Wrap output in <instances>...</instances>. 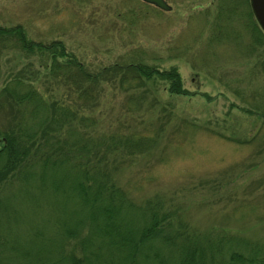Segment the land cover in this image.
<instances>
[{"label":"rangeland","instance_id":"374dc122","mask_svg":"<svg viewBox=\"0 0 264 264\" xmlns=\"http://www.w3.org/2000/svg\"><path fill=\"white\" fill-rule=\"evenodd\" d=\"M166 1L169 11L141 0H0V25L21 24L33 41H61L92 74L115 65L174 67L186 95L170 93L164 79L129 89L120 74H100L99 104L85 111L97 120L90 130L155 137L115 173L136 202H159L202 240L229 233L264 247V31L249 0H235V12L224 10L223 0ZM50 56L5 50L0 89L19 77L48 102L75 98L78 91L49 73ZM21 190L11 182L0 186V224L22 240L35 223L53 233L49 219L59 205L34 211L28 194L35 189ZM227 257L216 254V264Z\"/></svg>","mask_w":264,"mask_h":264},{"label":"trees","instance_id":"16d2710c","mask_svg":"<svg viewBox=\"0 0 264 264\" xmlns=\"http://www.w3.org/2000/svg\"><path fill=\"white\" fill-rule=\"evenodd\" d=\"M223 4L228 12L238 6L235 0ZM254 30L258 42L262 32L257 26ZM9 48L49 53V73L78 94L68 102H48L19 77L0 89L5 121L0 129V186L11 182L24 193L35 189L28 194L34 211L53 202L60 207L49 219L54 227L50 235L35 223L22 240L0 224V264H216V254L223 251L225 264H264L263 246L229 233L202 240L159 202H136L129 196L115 173L129 156L149 150L155 137L90 130L97 120L85 111L99 104L95 88L100 74H120L119 82H128L129 89L164 79L170 93L186 95L174 67L115 65L92 74L61 41H33L21 24L0 25V56ZM41 192L48 196L42 199ZM166 246L175 256L171 263V256L164 257Z\"/></svg>","mask_w":264,"mask_h":264},{"label":"water","instance_id":"95a60500","mask_svg":"<svg viewBox=\"0 0 264 264\" xmlns=\"http://www.w3.org/2000/svg\"><path fill=\"white\" fill-rule=\"evenodd\" d=\"M144 3L155 6L156 8L169 11L171 5L166 0H141ZM251 11L259 24L262 31H264V0H249Z\"/></svg>","mask_w":264,"mask_h":264}]
</instances>
